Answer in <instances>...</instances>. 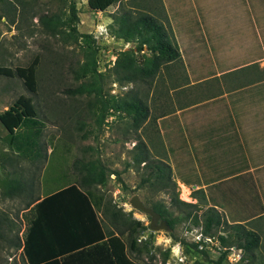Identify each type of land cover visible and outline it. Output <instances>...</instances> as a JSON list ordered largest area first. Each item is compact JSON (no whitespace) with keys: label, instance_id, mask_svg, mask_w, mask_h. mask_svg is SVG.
<instances>
[{"label":"rangeland","instance_id":"1","mask_svg":"<svg viewBox=\"0 0 264 264\" xmlns=\"http://www.w3.org/2000/svg\"><path fill=\"white\" fill-rule=\"evenodd\" d=\"M106 1L110 3L103 6L97 0H0V67L10 70L0 72V111L18 94L30 97L37 123L20 125L15 132L40 145L33 158L17 153L10 147L9 132L0 123V264H27L20 247L21 233L30 215L31 203L27 201L77 181L74 162L85 159L99 160L105 167V183L90 188L95 195L101 194L98 207L108 200L111 209L139 223L132 224L134 230L119 232L99 211L105 230H112L132 259L139 264H215L212 260L219 257L222 249L231 251L236 246L232 243V229L221 223L205 238L201 230L206 207L198 195H191L189 189L181 195L184 185L173 188L168 176H154L155 165H161L158 158L163 157L150 117L155 112L152 101L157 87L139 77L128 82L118 80L120 72L112 69L118 52L113 43L122 48L132 47L133 43L113 38L109 22L113 13L131 8L132 3ZM175 1L170 0L172 4ZM143 2L157 7L163 20L161 0ZM42 13L57 17L53 32L38 20ZM164 24L168 28L169 24ZM143 51L149 54L145 48ZM90 55L98 72L76 76L79 65ZM19 67L31 69L32 87L17 73ZM81 83V92L71 91ZM138 97L145 102L147 115L135 126L131 123L132 111L127 112L124 103ZM35 128L38 133H34ZM8 175L26 183L31 196L28 192L4 194L1 182ZM132 194L146 207L162 204L169 210L166 217L189 214L169 227L165 217L155 211L158 216L151 224L148 212L129 203ZM173 195L194 206L173 202ZM131 237L133 248L129 247ZM195 238L202 241L205 251L191 244ZM173 243L178 246L179 256L170 252ZM219 264H264L263 242L252 251L240 248L236 261L229 263L223 258Z\"/></svg>","mask_w":264,"mask_h":264},{"label":"crops","instance_id":"2","mask_svg":"<svg viewBox=\"0 0 264 264\" xmlns=\"http://www.w3.org/2000/svg\"><path fill=\"white\" fill-rule=\"evenodd\" d=\"M161 2L179 50L148 79L162 159L176 185L256 231L264 246V0ZM104 239L58 259L114 264Z\"/></svg>","mask_w":264,"mask_h":264},{"label":"trees","instance_id":"3","mask_svg":"<svg viewBox=\"0 0 264 264\" xmlns=\"http://www.w3.org/2000/svg\"><path fill=\"white\" fill-rule=\"evenodd\" d=\"M101 1L103 6L110 3L106 0H97V2ZM140 1L130 0L132 3L131 8H124L113 13L109 22V33L113 38L120 39L122 42H133L132 47L118 48V52L112 61V69L120 72L118 76L120 81H133L137 77L148 80L157 72L160 64L179 57V50L171 30L169 26L168 29L164 24L166 17L163 16L162 20L157 7L143 2L144 0ZM38 20L48 31L53 32L56 29L57 17L42 13L39 15ZM76 34L87 36V33L83 32H77ZM144 48L149 54L143 51ZM143 52L144 54H142ZM89 58L79 65L76 76L98 72L94 57L90 55ZM4 71L10 72L9 69L0 67V72ZM17 73L22 76L23 81L29 87H32L31 69L19 67ZM92 88L98 89L97 87ZM82 90L83 83L71 89L73 92H81ZM124 105L128 107L127 112L132 111V125L137 126L147 115L146 104L139 97L125 101ZM33 115L34 107L31 99L24 94H18L11 104L0 111V123L9 132L10 147L17 153L29 158L37 155L40 145H35V139H28L25 135L15 132V130L23 124H36L37 120ZM38 132V128H35L34 133ZM158 159L161 165H155L156 172H154V176L157 179L168 176L174 188L176 183L171 178L168 163L162 158ZM73 167L78 175L77 181L46 193L41 198L34 197L27 201V204L31 203L29 206L30 216L20 237V247L26 262L28 264H61L58 256L62 253L80 246L83 247L85 244H91L105 236L104 241L113 256L114 264H137L126 256L123 251V244L113 235L112 230L107 228L105 230L104 219L96 212L101 210L106 220L114 224L119 232L129 228L134 230L131 228L132 224H139L137 220L132 219L130 216L124 215L114 208L111 209L108 200H104L101 206L98 207L101 194L95 195L90 188L92 185L105 183V167L99 160L91 159L75 161ZM1 191L4 194L28 192V196H31L30 187L19 178L11 175L6 176L1 182ZM198 191L199 189L194 190V194ZM172 201L186 206H194V203L178 199L176 195H173ZM151 208L165 217L169 227H172L176 220L185 218L189 214V212H186L177 218L166 217L168 214L166 212H169V210L162 204H153ZM221 223L232 229V243L236 247L252 251L259 245V234L256 231L247 228L242 223H227L214 207L207 206L201 231L206 235H210L212 229ZM219 238L222 242L225 241L223 236L219 235ZM133 240L134 237H131L130 248L134 247ZM199 242L202 243L201 240ZM191 244L197 246L194 241ZM200 249L205 251L203 248ZM227 251L228 248L222 249L219 257L212 260V262L219 264Z\"/></svg>","mask_w":264,"mask_h":264},{"label":"built area","instance_id":"4","mask_svg":"<svg viewBox=\"0 0 264 264\" xmlns=\"http://www.w3.org/2000/svg\"><path fill=\"white\" fill-rule=\"evenodd\" d=\"M208 236L209 235H205V238H209ZM191 238H193V237H191ZM192 240H194V239H192ZM198 240L200 241L199 238H198ZM198 240L195 238L196 243H198L197 246L199 248H203V243L199 242ZM228 250H229V248H228ZM170 252L174 257H176L177 255L179 256V254H180L178 246L174 243L170 246ZM239 253H240V248L235 246V248L233 250L226 252L224 260L228 261L229 263H232L233 261H236L239 258Z\"/></svg>","mask_w":264,"mask_h":264},{"label":"water","instance_id":"5","mask_svg":"<svg viewBox=\"0 0 264 264\" xmlns=\"http://www.w3.org/2000/svg\"><path fill=\"white\" fill-rule=\"evenodd\" d=\"M114 45L117 47V48H120L121 45L118 44V43H114ZM124 49V48H123ZM129 203L132 204L133 206L145 211V212H148L150 214V219H151V224L153 223V221L155 220V218L158 216V213L155 212L153 209L149 208V207H146L144 206L141 201L138 199L137 195L136 194H132L130 197H129Z\"/></svg>","mask_w":264,"mask_h":264},{"label":"bare ground","instance_id":"6","mask_svg":"<svg viewBox=\"0 0 264 264\" xmlns=\"http://www.w3.org/2000/svg\"><path fill=\"white\" fill-rule=\"evenodd\" d=\"M186 193H188V190L186 187H182L181 188V195H185Z\"/></svg>","mask_w":264,"mask_h":264}]
</instances>
